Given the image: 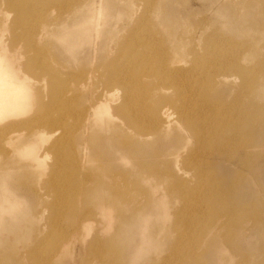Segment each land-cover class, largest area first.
<instances>
[{
    "label": "rangeland",
    "instance_id": "374dc122",
    "mask_svg": "<svg viewBox=\"0 0 264 264\" xmlns=\"http://www.w3.org/2000/svg\"><path fill=\"white\" fill-rule=\"evenodd\" d=\"M23 3L31 12L27 22L20 23L16 19V8L9 0H0V47L5 52L2 69L32 79L30 88L23 92L25 101L18 108L21 123L15 132L10 129L0 131V264H27L30 261L28 247L36 243L37 238L43 242L34 246L35 252L46 257L57 250L59 241L67 240L63 260L48 264H112L89 259L93 254L107 252L111 258L116 257V264H264V0H23ZM149 29L159 44L156 51L152 44L151 53L174 55L180 61L176 64L179 69L189 67L195 56L205 57L211 42L223 54L231 55L232 51L240 50L244 59H241V66L245 68V77L238 75L234 68L230 70L231 67L213 71L210 76L197 73L194 78L198 82L201 79L200 88L184 94L189 102L208 99L217 108L232 104L235 109L241 107L243 111H249L253 117L252 120L248 118L250 121L244 126L246 131L238 139L242 142L239 149L229 148L221 154L220 145H215L212 141L215 138H212L206 142L205 149L217 158H210L208 164H202L203 168L200 166L202 173L236 183L233 191L238 203H235L236 213L229 216L216 211L214 215L209 210H200L199 216H192L191 220L199 219L188 231L177 229L173 224L177 212L181 214V210L192 207L193 199L190 198L187 205L181 192L168 195L166 180L159 191L164 196L163 211L166 209L167 213L157 216L153 209L156 202L148 196L152 194L151 185L141 182L145 170L139 169L133 161L127 165L119 162V144L126 139L124 131L80 130V116L82 118L81 114L93 102L92 95L96 92L90 86L83 87L89 71L94 70L97 78L107 76V67L122 57L123 48L131 45L133 36H143ZM45 30L50 34L44 35ZM140 54L136 52V58ZM138 64L135 72L147 78L145 84L158 89L155 90L157 94H152L153 99L176 98L177 89L165 91L159 88L162 84H157L152 61ZM223 75L228 77L225 83L219 81ZM186 84L192 85L189 80ZM44 89L49 94L46 98ZM117 90L112 98L124 93L123 89ZM58 94L62 95V102L57 99ZM250 107L259 110L253 113L254 109ZM238 116L234 114L231 122L236 123ZM173 126L169 130L162 129L161 140L152 137L141 145L133 136L128 137V143L147 153L149 159L145 160L156 163L161 171L177 172L172 151L177 148L188 155V146L196 140L190 139L185 150L182 146L186 144L187 133L176 131ZM39 132H43V136ZM228 134L231 137L232 130ZM253 140L258 144L246 148ZM56 141L62 147L61 157L64 158L61 174L66 175L60 190L82 187L79 181H85L86 174L90 175L94 188H99L98 182L103 178L129 176V188H132L134 198L130 206L132 217H136L143 206V211L155 213L150 221L149 247L141 250L139 257H134L141 240L137 229L122 234L115 245L97 243L92 246L96 226H92L91 236L83 243V233L79 232L74 238L75 233L69 229L72 218L67 214L53 234H49L52 232L50 214L56 201L52 176L57 173L58 166L56 152L50 145ZM230 143L232 145L231 138ZM33 145L41 150L42 167L28 166L29 156L25 150ZM85 154L91 159L79 173L72 161L77 156L82 159ZM111 158L115 159L114 164H99ZM156 160L173 162L169 166L165 162L158 164ZM157 179L160 178L154 181ZM161 180L163 178L159 182ZM197 180H187L186 189L195 192L199 188ZM76 184L79 186L70 187ZM118 186L117 190L124 189ZM90 187L88 184L84 190L87 192ZM80 191L83 192V187ZM89 196L83 194L81 200L91 201ZM6 197L11 201L2 202ZM78 199L76 209H79ZM80 214L78 212L77 217L81 218ZM163 225L165 229L160 231ZM216 225L221 228L215 229ZM55 230L62 232L59 239ZM112 237L114 233L99 235L97 239L104 242ZM20 250L26 259L19 257Z\"/></svg>",
    "mask_w": 264,
    "mask_h": 264
},
{
    "label": "bare ground",
    "instance_id": "6f19581e",
    "mask_svg": "<svg viewBox=\"0 0 264 264\" xmlns=\"http://www.w3.org/2000/svg\"><path fill=\"white\" fill-rule=\"evenodd\" d=\"M9 2L11 5H13V7L16 8V19L20 23L27 22L31 12L29 6H27V4H24L23 0H9ZM49 34V30L44 31V35ZM157 43V38L151 33L150 29L149 31L147 30V32L143 36L134 35L133 41L130 42L131 45L128 46L127 44V46L123 48L122 57L116 60L113 65L107 67V76H105L104 78H97L95 76L96 73L94 74L93 72L94 70L89 71L87 78L84 79V81L86 82L81 83L84 84L83 87L90 86L91 89H95L96 92L94 95H92V98L94 99L93 102L88 108L84 110L85 112L81 114L82 118L80 116V120H82L80 130L88 128L92 130L107 131L115 129L122 130V132L124 131L123 134H125L126 139L123 138L121 141V138L118 139L120 141L119 146L121 148V152L119 153V162L123 165H127L133 161V163H135L139 169L145 170L144 172L146 173V175H144V178L141 180V182H147L151 185L152 194L147 195L149 197H152L153 202H156L153 209L155 210L157 216H163L165 213H167L166 209L165 212L163 211L165 204V202L163 203L164 196L162 192H160L161 190L159 191L161 186L163 189V184H166V180L169 184L165 187V190H168V195L181 192L180 195L184 198L185 202L187 201V205L189 204L188 202L190 198L193 199L194 204L192 205V207L181 210V214H179V211L177 212V217L175 218V223L173 224L174 227H177V229L182 228L181 230L184 229L185 231H188L194 228V221L199 219L195 218L194 220L193 218L191 220L192 216H199L200 212H202L203 210L205 212H208L207 210H209L210 214L214 215L216 211H221V214L224 212V214L229 216H232L236 213L235 203H237V200L234 198L233 192L236 183L226 181L223 178L218 179L212 175L210 176L206 172L202 173L203 169H201L200 166L202 167V164L205 162H207L208 164L210 158L216 157V154H214L212 151H208L205 149L206 142H208L212 138H215L212 140L213 142H215V145H220L218 150L223 151L220 152L221 154H224L229 148L235 147L236 149H239L242 146V142L238 139L241 138V135L246 131L244 126H246L247 121H250L248 120V118L252 120L253 117H250L251 114L248 110V112L243 111L241 107L235 109L234 105L232 106V104L229 107H224L222 105L221 107L217 108V106L212 105L208 101V99H205L203 102H198L199 100L189 102L185 98L184 94L186 95L187 92H194L196 90L195 88H200L201 79L198 82V79L194 78L197 77V73L210 76L211 72L213 71L220 72V70L222 71L231 67L230 70L234 68L235 71H237L238 75H242L243 77H245V68L243 69V67L241 66V64H243L241 62L243 56L240 50L232 51L231 55L223 54L224 52L217 51L215 43L211 42L209 44V51H206L207 53L205 57L201 58L199 56H195L192 60L193 62L189 63H192L189 67H180L179 69L176 64H178L180 61L174 55H169L166 53L164 55L162 53H160L161 55H157V53H151L152 44L155 48L154 51L159 50V44ZM138 51L141 54L137 55L138 57L136 58V52ZM4 53V49L0 47V131L7 132L10 129L11 132H15L16 127L21 123V121H19L18 108L22 106L25 101L23 92L30 88L29 83H32L30 82L32 79L16 74L17 72L9 73L7 69H2L1 65L2 57L5 55ZM149 61L153 62V65L151 67L155 77H157V84H162L159 88L165 91L170 90V88H174L175 90L177 89V91H175L176 98H152V94L156 92L155 90H158L156 89L157 87L145 84L147 78L144 79L143 75H139L138 72H135L137 66L139 65L138 63H145ZM231 63L234 64L232 65ZM93 77H96V79H94ZM227 79L228 77L226 75H223L221 80H218L225 83L224 81ZM187 80L191 81L192 85L186 84ZM80 85L82 86V84ZM117 89H123L124 93L122 94V96L112 98L118 92ZM44 90V96L46 98L49 96V94L46 89ZM237 92L238 91H236V93ZM239 95L241 94H238L237 96ZM61 97V94L57 95V99L60 101ZM165 102L166 104L164 106H159L164 104ZM188 104L190 105L188 106ZM238 104H240V102ZM250 108L254 109L253 113L259 110V108L256 107ZM234 114L239 115L238 121L236 123H232L230 120ZM102 117H104V119ZM172 125H174L173 127L176 131L187 133L186 144L182 146L180 143V145L185 150L188 146V142H190V139L194 138L196 140V143L188 146V155L187 153L186 155L185 153H182L181 149L177 150V148L176 151H172L173 154L169 153L174 156L173 158L175 159V164L173 166L178 169V173H173L170 170H167L165 172L161 171L156 163H149L145 160V158L149 157L147 153H143L140 149H138L139 147H134L130 143H128V137L133 136L137 137V140L141 142V145L147 143V141L152 137L154 139L163 138L162 129L169 130ZM233 129L235 132L233 131ZM231 130L233 132V135L230 137L228 136V133ZM42 133L43 132H39L40 136H43ZM167 137L168 136H166L165 138ZM230 138L232 140V145L230 143ZM178 141H175V143ZM183 143L184 141L182 142V144ZM249 143L250 144L247 143L246 148L249 146H256L258 144L257 140H253ZM50 149L56 152L58 166L57 173H54V176H52V188L56 191V201L55 205L52 207L53 210H51L50 214V219L52 220V232H50L49 234H53V230L56 229L55 227L61 223V220L66 219L67 214H70L72 218V220L70 221L69 229L73 230V232L75 233L74 238H76V235L79 232L83 233V243H86L88 237L91 236L94 228H92V226H96L97 232L95 231V239L92 242L93 244L91 243L92 246L97 243H103L104 245H115L114 242L119 241V238L122 234H129L133 230L137 229L141 240L139 243L140 245L138 247V251L135 253L134 257H139L140 251H143V249L149 247L148 242L151 239L150 230L152 227L150 221L152 220V214L155 213L153 211H143L145 209V207L143 206L139 210V215L137 214L136 217H132L133 213L131 212L130 206L134 201V198L132 197L133 190L132 188H129V176L124 175L121 178L116 179H112L110 177L106 179L103 178L100 180V182H98L99 188H94L92 186L93 181H90L89 179L90 175L86 174L84 176L85 181H79V184L83 187V192L80 191L82 187L78 189L64 187L60 190L62 182H66V175L61 174L63 170L62 165L64 163V158L61 157L62 147L60 144H57L56 141L55 143H52L50 145ZM184 149L183 151L186 152ZM80 150L82 154L83 149L81 148ZM117 150L120 151V149ZM168 150L165 152L166 155L168 154ZM25 151V153L29 156L28 166L41 165L40 167H42L41 161L44 158L42 157V154H40L41 150H39V148L36 149V146L33 145L28 147ZM77 157H74V160L72 162L75 163L76 170L79 173H82V168H86L85 164L89 161V159H91V157H88L87 154H85L82 159H80V157ZM113 158H111L112 160L107 159L106 162H104L105 160H103V162L99 164L112 165L115 163V159ZM101 159L102 158H100V160ZM156 161L158 164H160L159 162H165L169 166L173 162H166L162 160L159 162L158 160ZM194 169H196V172L194 171ZM156 178H163V180H161V182H159L160 179H157L158 181H154V179ZM196 179H198L197 186H199V188H196L195 192L187 190L185 187V183L188 182L187 180L192 182ZM88 184H90L91 187L86 192L84 189ZM118 185H120L124 189H122V191L117 190L116 188L119 187ZM76 186L79 185L76 184L75 186L70 187ZM86 193L90 195L89 197L92 198V200L83 202L81 200V196L83 194L86 195ZM77 199L79 203V209H76ZM3 201L11 200L6 197L4 200H2V202ZM1 206L2 204H0V207ZM3 210L4 208H2V211ZM40 212L43 215V209ZM78 212L81 213L79 215L82 216L81 218L77 217ZM75 216L76 218H74ZM86 216H88L89 218H86ZM105 219L110 220V222H108L107 220L106 226H104L105 229H103ZM182 219L183 221H180ZM63 227L64 229L66 228L65 225ZM218 228H221L220 225H216L215 229L218 230ZM159 229L160 231H162L163 229H165V225L160 226ZM54 233L57 234L58 239L61 237L62 232L60 230H55ZM112 233H114V237H112L110 240L101 242L99 239H97L99 235L107 236L111 235ZM36 241V243L32 242L33 244L28 247V257L30 261L27 264H38L41 261H43L44 264H48L51 261L63 260L62 257L64 256V253L68 248L67 240L61 242L58 240L60 245L58 248H56L57 250H55L50 255V257L41 256L39 254L37 255L34 246H39L42 240H38L37 238ZM19 253L20 258L26 259V257L22 255L21 250L19 251ZM109 255L110 252L101 253L99 255L93 254L89 259H96L99 263H115L116 260L114 258L116 257L112 256L111 258V255ZM64 260L66 259L64 258ZM223 260L224 262H222L225 263V259Z\"/></svg>",
    "mask_w": 264,
    "mask_h": 264
}]
</instances>
